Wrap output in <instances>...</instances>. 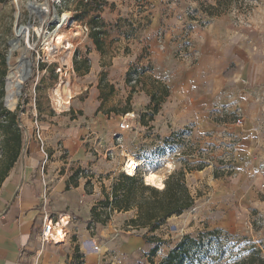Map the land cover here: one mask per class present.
<instances>
[{
	"label": "crops",
	"instance_id": "0c3cea01",
	"mask_svg": "<svg viewBox=\"0 0 264 264\" xmlns=\"http://www.w3.org/2000/svg\"><path fill=\"white\" fill-rule=\"evenodd\" d=\"M106 1L109 4L101 11L103 50L97 49L91 36L81 46L89 69L79 72L83 89L70 108L55 116L32 112L23 118L31 140L0 188V264H131L133 253L148 244L145 229L128 226L136 209L115 212L107 225L90 227L89 221L92 207L102 199L95 181L117 169L109 152L117 156L124 146L115 140L124 133L119 124L123 120L142 124L153 78L170 88L149 122L161 138L186 125L202 139H216L224 130L234 132L236 142L227 153L231 174L215 178L210 164L199 171L217 185L223 221L251 210L264 220V0L247 21L229 13L205 25L193 22L188 32L179 20L186 9L207 17L197 0ZM134 65L150 69L139 84L130 85L126 76ZM105 81L117 101L127 104L128 98L131 111L116 114L114 106L110 110L101 106L107 94L102 87ZM132 112L139 119L128 115ZM232 112L242 124L230 120ZM37 118L49 127L44 136L50 157L39 167L43 156L33 137ZM139 161V167L145 164ZM77 168L84 174L68 186ZM149 172L153 171L145 177ZM46 216L68 219L66 235L58 242L42 243L37 238Z\"/></svg>",
	"mask_w": 264,
	"mask_h": 264
},
{
	"label": "rangeland",
	"instance_id": "374dc122",
	"mask_svg": "<svg viewBox=\"0 0 264 264\" xmlns=\"http://www.w3.org/2000/svg\"><path fill=\"white\" fill-rule=\"evenodd\" d=\"M142 1L136 0L138 3ZM216 1L202 0L201 2L204 4H212L216 3ZM233 1L229 8L230 10L226 14L230 13L237 19L242 18L247 21L254 10L259 7L260 0ZM66 2L64 7L59 10V13L70 10L75 18L79 20L84 19L82 18V13H80L81 11L77 0H66ZM142 6H146L147 8L151 7L148 3H142ZM19 7L20 15L17 18ZM198 7L203 12L200 3ZM29 10H31V6L28 0H18V3L16 0H5L0 4V76H2V71L5 68L7 72L4 80L6 86L7 75L10 71L8 67L9 58L7 59V56L10 57L11 42L16 37L14 35L15 28H17V25L18 28L22 25H31L30 30L32 31L34 28L39 29L40 26L39 20L34 21L28 18ZM209 19L208 16H203L200 11H195L193 8L186 9L181 17H179V20L184 25V30L187 32L193 22L205 25ZM83 21L88 22L87 19ZM74 30H78V28H74L73 25L70 31L64 29L61 32L69 35L68 32L70 33ZM83 44L84 41L78 43L77 47L75 49L72 48V51L70 50L67 54L68 66L63 68L62 73V78L65 83H61V72L56 70L58 63L56 61L52 63L40 61L38 65L37 53L31 49L33 47V39L30 41L28 36L21 40L20 47L14 52L11 62H16L24 55L28 58L31 66L30 73L22 82V86L19 89L20 94H17L15 104L10 105L6 103V106L15 110L18 105H21L23 110L21 112L22 128L25 133V141L29 142L31 135L28 133L25 122L23 123L24 116L26 118L31 117L33 115L32 112L55 116L57 109L70 106L74 96L79 94L83 89L79 81V72L76 71L74 65L76 51L81 50L80 48ZM55 59L59 60V57H55ZM135 84L139 83L133 82L130 85ZM102 85L105 88V93L107 92L104 95L105 101L101 105L102 107L105 105L109 109L110 106H114L113 109L114 111L116 110V114L120 112L124 113L122 112L124 109L132 110L128 98L126 99L127 104L121 102L122 99L117 101L118 97L115 96L116 94L114 92L109 91L107 81L103 82ZM122 96L125 97V92L122 93ZM70 97L72 98L71 100ZM60 98L63 99V103L65 104L59 101ZM69 102L70 104L68 105ZM230 116V120L237 119L236 112H232ZM132 119L135 121L139 119V116L136 115ZM35 120H38L39 123L42 121L41 118ZM133 127L132 130H123L122 137H115L116 143L121 144L123 142L124 144V146L122 145L118 148L120 150L117 151V156L109 157L110 159L115 158L117 169L107 172L95 181L102 199L105 198L104 193L111 191L113 182L121 172L128 174L125 170V165L130 159L144 160L145 164L139 169L143 175L147 171H154L163 177L164 182L169 176V173L184 168L186 162H189L191 166H197L201 162H204L207 165H213L214 170L232 169L231 159L227 153L231 151L233 143L236 142V137L231 130L220 132L216 139H202L201 137L198 138L193 135L192 126L186 125L184 128L187 129L184 134H177L173 139V143L167 146L163 142V138L160 137L157 127L152 126L149 128L137 122ZM184 128L177 131L181 132ZM147 155H150L149 159L140 158L142 156L146 157ZM169 162L172 165H168ZM199 171L193 170L187 173V184L195 197L194 206L180 216H171L167 220V223L157 230V235L163 238L164 243L157 251L155 257L152 258L149 256L148 253L152 245L146 244L142 248H139L135 254L133 253L131 264H157L184 235L191 234L196 236L200 231L205 229H219L218 234L206 237L212 239L219 245L216 249L214 247L206 252L201 264H260L264 260V239L262 236L264 220L262 217L254 210H251L250 214L234 216L231 219L225 220L229 221L225 223L222 216L223 212L219 209V202L216 199L217 185L212 182L213 179L209 174ZM89 186H93L91 181ZM127 263H129L128 260Z\"/></svg>",
	"mask_w": 264,
	"mask_h": 264
},
{
	"label": "trees",
	"instance_id": "16d2710c",
	"mask_svg": "<svg viewBox=\"0 0 264 264\" xmlns=\"http://www.w3.org/2000/svg\"><path fill=\"white\" fill-rule=\"evenodd\" d=\"M4 1L0 0V4ZM77 1L82 18H84L82 20H88L91 26L90 36L97 49L102 51L105 21L101 17V11L109 2L106 0ZM197 1L200 3L203 12L210 19L226 14L230 10L229 8L232 2H234L233 0H217L216 3L204 4L201 2L202 0ZM74 65L78 72L89 69L88 57L81 56L80 50L76 51ZM148 69L150 68L134 65L128 71L126 80L129 84H132L133 74L136 73L135 83H140L141 76ZM6 73V69L4 68L2 76H0V188L9 175L10 170L17 163L24 148V130L21 124V112L23 110L21 105H18L15 110L6 106V83L4 81ZM151 86L152 89L147 91L151 97L150 105L146 112L140 116L141 123L149 128H151L149 122L159 113L162 103L170 93L169 86L160 79L153 78ZM186 129L184 128L181 132L177 130L173 131L168 137L163 138V142L168 146V144L173 143V139L177 134H184ZM149 156H142L140 158L149 159ZM206 166L207 164L204 162H201L197 166H191L189 162H186L184 168L169 173L163 188L147 184L145 182V175L139 170L140 167L134 175L121 172L113 182L111 191L104 193L105 198L99 200L92 207V217L89 221V226L91 227L97 224L107 225V222L115 212L136 209L137 214L127 221L128 226L131 229L146 230L143 237L148 244L152 245L148 254L152 258L155 257L157 251L164 243L163 238L157 235V230L164 226L171 216H180L195 204V197L187 184V173L193 170H201ZM231 171L232 169H217L214 170V176L217 178L231 174ZM83 173L84 170L75 169L70 176L68 186H70V183H76L79 175ZM89 183L90 181L87 184L88 186ZM218 232L219 229H205L200 231L196 236L191 234L184 235L157 264H201L206 252L214 247L216 249L219 245L212 239L206 237L218 234ZM260 264H264V260Z\"/></svg>",
	"mask_w": 264,
	"mask_h": 264
},
{
	"label": "built area",
	"instance_id": "2783aa9c",
	"mask_svg": "<svg viewBox=\"0 0 264 264\" xmlns=\"http://www.w3.org/2000/svg\"><path fill=\"white\" fill-rule=\"evenodd\" d=\"M28 3L31 6V10L28 11V18L31 20H39L40 26L39 29L34 28L29 32V40L33 39V47L31 49L35 50L37 53V64L39 62H57L56 70L61 72L60 82L65 83L62 78L63 68L67 65V54L72 51V48L75 49L78 43L85 41L86 38L90 36L91 26L86 21L79 20L72 15V12L64 11L59 13L64 5L67 3L66 0H28ZM64 18L61 21L54 23V17ZM66 15V16H65ZM60 19V18H59ZM70 22V23H69ZM74 25L73 32H68L70 35L64 33L59 34L64 29L70 31L71 27ZM73 53V52H72ZM55 57H59L55 59ZM72 57V54H71ZM137 74H133V82L135 83V77ZM65 77V76H64ZM72 98H70L71 100ZM59 104V103H58ZM70 102L68 103V105ZM70 106L60 109H55L57 112L68 110ZM131 118H135L137 114L134 112L128 114ZM237 124H242V119L237 117ZM22 124V119H21ZM23 127V124H22ZM49 127L45 126L42 122L35 120L34 125V134L33 137L40 147L42 152V162H38L37 167L44 166L46 161L49 159L50 154L46 146V138L44 136L45 131ZM119 128L123 130H132L133 124L131 121L123 120L119 124ZM118 140V139H117ZM27 141L24 139L25 145ZM112 156V152H109ZM68 223V219L65 217H59V219L54 220L52 217L46 216L43 221L42 232L38 235V240L43 242L46 241H55L58 242L60 239H63L66 235L65 225ZM94 248L98 249V245L95 243Z\"/></svg>",
	"mask_w": 264,
	"mask_h": 264
},
{
	"label": "bare ground",
	"instance_id": "6f19581e",
	"mask_svg": "<svg viewBox=\"0 0 264 264\" xmlns=\"http://www.w3.org/2000/svg\"><path fill=\"white\" fill-rule=\"evenodd\" d=\"M16 1L18 3V0ZM19 15H20V7L17 13V18H19ZM56 16L54 19V23H57L62 19H64L61 17H59L60 19H58ZM30 29H31V25H22L20 28H15L14 30V35H16V37L11 42V49H10L11 52L8 62V67L10 68V71L9 74L7 75L6 99L10 105L15 104L17 100L16 98L18 96L17 94L19 93L18 91L22 86V82L24 79H26L29 76L30 73L31 66L29 64L28 58L25 57L24 55L20 57L16 62H11L14 52H16V50H18L20 47L21 40L29 36L28 34ZM61 33L62 32H59V34ZM59 101L62 102V104H65L63 103V99L60 98ZM141 164L142 163L139 160L130 159L127 161V164L125 165V170L128 174L134 175ZM145 179L146 182L152 186L155 185L159 188L164 187L163 177L154 171L147 173Z\"/></svg>",
	"mask_w": 264,
	"mask_h": 264
},
{
	"label": "water",
	"instance_id": "95a60500",
	"mask_svg": "<svg viewBox=\"0 0 264 264\" xmlns=\"http://www.w3.org/2000/svg\"><path fill=\"white\" fill-rule=\"evenodd\" d=\"M17 28H18V25H17ZM8 58H9V56H7V59H8ZM6 90H7V86H6ZM18 94H20V91H19ZM6 103L8 104L7 99H6Z\"/></svg>",
	"mask_w": 264,
	"mask_h": 264
}]
</instances>
